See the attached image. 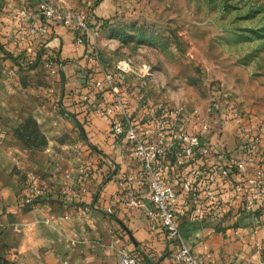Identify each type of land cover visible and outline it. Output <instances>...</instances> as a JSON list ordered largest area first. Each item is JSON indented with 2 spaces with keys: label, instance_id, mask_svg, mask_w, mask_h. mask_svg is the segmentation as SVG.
I'll list each match as a JSON object with an SVG mask.
<instances>
[{
  "label": "crops",
  "instance_id": "1",
  "mask_svg": "<svg viewBox=\"0 0 264 264\" xmlns=\"http://www.w3.org/2000/svg\"><path fill=\"white\" fill-rule=\"evenodd\" d=\"M35 1L7 0L0 6V52H14L21 58L55 56L54 65L66 88L65 115L76 122L82 151L78 160L82 162L76 160L73 170H56L37 154H23L24 150L4 145L0 156V264H118L113 246L117 236L141 264H182L174 258L177 242L162 228L156 232L149 228L151 205L147 189L136 183L139 168L133 161L132 143L113 134L114 116L97 113L118 102L117 117L128 115L140 125L153 108L137 112V97L123 91L117 79L113 84L106 81L112 73L92 50L98 33L89 44L78 45L74 32L41 17L37 12L40 2ZM21 9L30 10L39 23L40 32L31 41L16 39ZM244 123L256 132L257 123ZM215 129L222 133L228 150L241 156L237 127L227 123ZM179 176L180 166L171 155L167 178L178 190ZM33 181L44 190V197L33 196ZM129 186L140 189L143 204L139 208H128L122 201ZM234 195L226 198L228 204L198 220L193 219L195 196L179 195L180 231L203 264H264V216L254 234L240 198L235 200ZM15 226L20 229L16 231Z\"/></svg>",
  "mask_w": 264,
  "mask_h": 264
},
{
  "label": "rangeland",
  "instance_id": "2",
  "mask_svg": "<svg viewBox=\"0 0 264 264\" xmlns=\"http://www.w3.org/2000/svg\"><path fill=\"white\" fill-rule=\"evenodd\" d=\"M47 1L90 20L98 58L137 97V112L169 106L209 116L218 106L264 124V0ZM54 57L0 52V156L6 145L73 170L82 151Z\"/></svg>",
  "mask_w": 264,
  "mask_h": 264
},
{
  "label": "built area",
  "instance_id": "3",
  "mask_svg": "<svg viewBox=\"0 0 264 264\" xmlns=\"http://www.w3.org/2000/svg\"><path fill=\"white\" fill-rule=\"evenodd\" d=\"M37 12L47 23L65 26L74 32L78 45L89 44L98 33L83 14L67 6L41 0ZM18 22L17 40L31 41L38 36L39 23L30 10L21 9ZM92 50L95 58H98L96 46L93 45ZM129 70L127 62L117 66L121 74ZM106 81L113 84L114 76L107 74ZM96 86L100 87L101 83H96ZM118 107L120 104L117 102L105 109H97V113L114 116L113 134L132 143L133 161L139 168L136 183L147 189L151 205L148 211L149 228L156 232L160 227L177 242L174 258L178 262L203 264L180 231V193L195 196L194 220L212 215L219 207L228 204L227 199H232L231 195L235 194V200L240 198L242 212L248 215L252 223L253 233H258L260 216H264V124H258L254 133L235 110L227 112L212 106L209 116H204L197 111L182 112L174 107L159 106L160 113L138 125L128 115L123 119L117 117ZM253 121L251 118L246 122L251 125ZM227 123L237 127L242 140L239 151L237 149L241 153L239 157L228 150L222 133L215 129L219 124L221 130ZM171 155L175 156L180 166L179 190L167 178ZM31 188L35 198L46 195L36 181L32 182ZM122 201L128 208H139L143 204L140 189L129 186ZM14 229L18 231L20 228L15 226ZM113 246L117 248L118 264H141L120 236L114 238Z\"/></svg>",
  "mask_w": 264,
  "mask_h": 264
},
{
  "label": "trees",
  "instance_id": "4",
  "mask_svg": "<svg viewBox=\"0 0 264 264\" xmlns=\"http://www.w3.org/2000/svg\"><path fill=\"white\" fill-rule=\"evenodd\" d=\"M158 113H160V111H159V107H156L155 109H154V112H152V114H150V116H154V115H157ZM149 116V117H150Z\"/></svg>",
  "mask_w": 264,
  "mask_h": 264
}]
</instances>
